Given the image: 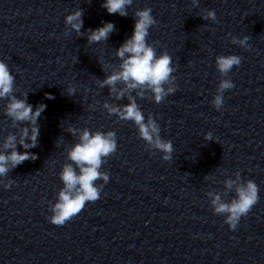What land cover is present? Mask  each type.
Returning a JSON list of instances; mask_svg holds the SVG:
<instances>
[{
    "label": "clouds",
    "instance_id": "obj_1",
    "mask_svg": "<svg viewBox=\"0 0 264 264\" xmlns=\"http://www.w3.org/2000/svg\"><path fill=\"white\" fill-rule=\"evenodd\" d=\"M191 3L193 7H198L199 0H191ZM132 4L133 0H104L101 6L109 14L126 17L129 15L127 9ZM82 16L83 10L76 9L65 17V35L72 31L77 35H83ZM201 18L205 21L218 22L214 10H207ZM134 20L131 37L126 38L115 50V56L120 63L111 66V71L105 72L104 79L96 81L100 89L107 87L109 95L116 101L126 98L128 103L118 105L105 101L102 107L109 116L115 115L120 121H131L137 129L138 137L145 142L146 149L159 151L163 153L164 161H170L174 151L172 141L161 137L159 123L151 113L145 117L137 98L151 99L160 104L169 95L174 94L177 91L176 77L173 75L176 68L172 66V57L167 51L157 55L155 47L147 42L149 29L157 25L152 9L146 7L135 10ZM113 31L115 26L111 22H105L96 29H88V44L107 41ZM248 40L247 35L243 38L231 36L233 44L245 49L250 47ZM241 62L242 58L234 54L216 57L215 64L220 80L211 104L217 111L223 107L225 91L235 87L232 80L226 77L233 67L239 66ZM17 92L20 93V98L17 97ZM76 92L77 89L69 83L66 94L74 96ZM46 98L54 99L51 94H46ZM0 100L7 101L4 105V114L11 120V128L16 129L15 133L9 132L0 143V184L8 189L13 184V180L7 179L9 173L25 161L37 159V155L28 150L39 144L38 120L46 105L40 103L34 109V106L28 103V93L21 92L15 86V77L3 60H0ZM67 132L76 137L77 142L65 148L66 160L59 172L63 187L58 191L54 203L48 201L52 214L47 219L55 226L65 225L83 211L86 203L96 202L101 198L103 187L110 179L109 174L101 171V168L107 159L116 153L118 147L116 133L111 130L91 131L87 127L69 126ZM204 138L212 140V133H207ZM18 145L25 151H18ZM204 179L207 180L209 177L205 176ZM97 181L103 183L98 185ZM224 184L227 190L235 192V197L230 201L223 199L218 192L209 191L206 195L210 198L214 214L224 216V223L230 230L235 231L241 218L246 217L258 203L260 190L253 180L242 181L239 171L235 173V179H227Z\"/></svg>",
    "mask_w": 264,
    "mask_h": 264
}]
</instances>
